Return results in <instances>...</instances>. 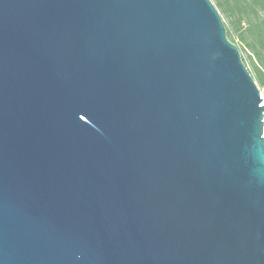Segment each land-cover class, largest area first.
<instances>
[{"label":"water","instance_id":"water-1","mask_svg":"<svg viewBox=\"0 0 264 264\" xmlns=\"http://www.w3.org/2000/svg\"><path fill=\"white\" fill-rule=\"evenodd\" d=\"M211 0H0V264H264V105Z\"/></svg>","mask_w":264,"mask_h":264},{"label":"trees","instance_id":"trees-1","mask_svg":"<svg viewBox=\"0 0 264 264\" xmlns=\"http://www.w3.org/2000/svg\"><path fill=\"white\" fill-rule=\"evenodd\" d=\"M241 60L259 87L264 86V0H214Z\"/></svg>","mask_w":264,"mask_h":264},{"label":"built area","instance_id":"built-area-1","mask_svg":"<svg viewBox=\"0 0 264 264\" xmlns=\"http://www.w3.org/2000/svg\"><path fill=\"white\" fill-rule=\"evenodd\" d=\"M258 88V92H259V98H261L262 100L260 101L259 106L264 105V86L259 87L258 85H256ZM263 128H262V137L264 139V112H263Z\"/></svg>","mask_w":264,"mask_h":264},{"label":"rangeland","instance_id":"rangeland-1","mask_svg":"<svg viewBox=\"0 0 264 264\" xmlns=\"http://www.w3.org/2000/svg\"><path fill=\"white\" fill-rule=\"evenodd\" d=\"M212 1V3L214 4L215 2H214V0H211ZM215 5V4H214Z\"/></svg>","mask_w":264,"mask_h":264}]
</instances>
